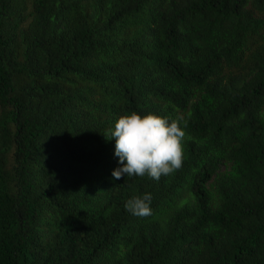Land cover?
I'll use <instances>...</instances> for the list:
<instances>
[{"label":"trees","instance_id":"16d2710c","mask_svg":"<svg viewBox=\"0 0 264 264\" xmlns=\"http://www.w3.org/2000/svg\"><path fill=\"white\" fill-rule=\"evenodd\" d=\"M132 111L180 170L113 178ZM0 264H264V0H0Z\"/></svg>","mask_w":264,"mask_h":264},{"label":"clouds","instance_id":"9594fccd","mask_svg":"<svg viewBox=\"0 0 264 264\" xmlns=\"http://www.w3.org/2000/svg\"><path fill=\"white\" fill-rule=\"evenodd\" d=\"M179 119L170 120L154 112L121 115L114 127L104 133L107 139H115V155L121 165L113 171V178L147 176L159 181L180 170L185 131ZM151 200V193L133 196L124 207L134 216L147 217L152 214Z\"/></svg>","mask_w":264,"mask_h":264}]
</instances>
